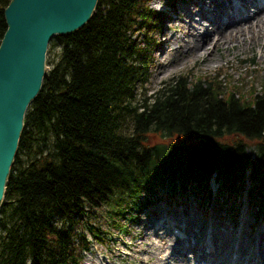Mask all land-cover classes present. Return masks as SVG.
<instances>
[{
  "label": "trees",
  "instance_id": "obj_1",
  "mask_svg": "<svg viewBox=\"0 0 264 264\" xmlns=\"http://www.w3.org/2000/svg\"><path fill=\"white\" fill-rule=\"evenodd\" d=\"M149 1L97 0L85 24L50 39L58 50L24 114L0 205V264H82L86 233L101 232L90 209L108 207L123 231L121 212L138 210L155 183L213 177L220 196L238 195L249 168L248 202L264 207V79L258 88L184 73L138 102L161 19ZM121 111L132 115L128 135L117 131ZM150 131L180 139L150 144Z\"/></svg>",
  "mask_w": 264,
  "mask_h": 264
},
{
  "label": "rangeland",
  "instance_id": "obj_2",
  "mask_svg": "<svg viewBox=\"0 0 264 264\" xmlns=\"http://www.w3.org/2000/svg\"><path fill=\"white\" fill-rule=\"evenodd\" d=\"M157 1L158 0H150L148 5L154 8L158 7ZM200 1H202L201 6H203V0H186L188 4L187 8L193 10L192 5L195 6V4L200 3ZM187 8L182 6L179 9V16L175 15L174 19L170 21H167L164 18L160 27L153 29L152 36L154 37V43L151 48L150 65L148 67L147 77L138 83L136 88V97L138 102H140L143 97H149L152 95L156 88H158L164 81L184 73L190 74V76L193 77L196 75L200 76L202 74L213 75L216 71H221L222 74H231L234 80L243 81V85H245V87H248L247 85L249 83H255V85L259 88L260 82L264 79V51L256 45L250 46L247 44L244 48L238 49L235 53L231 52L228 54L222 48L217 49L212 54L211 60H213V62H200V60L194 57V52L192 55L187 57V52H185L186 48L179 47V44L185 43V41L191 39V37L187 36L185 28H181V25L183 24L185 27L189 26L193 28L195 25L194 20L198 19L196 13L192 11L190 15H187L190 11ZM194 9L196 10V8ZM178 17L181 19L179 20ZM206 28H208L209 31L211 30V27L206 25L205 22H203L202 27L196 26L197 30H205ZM172 32L177 33L181 37L179 41L180 43L175 40L167 43V38ZM147 36V33L143 30H139L134 34V38L138 44H143L147 39H149ZM212 49H214V47L210 44L208 50ZM57 50V47L49 46L48 44L45 58V70L50 68L51 61L55 59ZM183 52L185 53L183 54ZM117 127V131H119L120 134H130L132 128V115L126 111H121L118 114ZM179 139L180 137L176 135L167 137L153 131L146 134V140L150 144ZM249 151L254 157L252 150ZM204 197L205 195H202L201 197L196 196L195 198L196 201H203ZM234 200H236L235 203ZM4 201L5 198L3 196L1 202ZM233 203L235 206H237V203L240 204V207L236 211L237 220L235 225L239 224L240 218L241 223L236 228H232V232L235 233L242 226H244L251 229L248 231V229L245 228V232H248L249 236H254V233L258 232L262 223L264 224V215L261 216L258 212L254 213L256 208H248L244 200L243 203H239L238 198L233 199V197H227L226 208L230 209L232 205L234 206ZM178 204H180V201ZM220 204V198L218 200H216V198H211L206 209L200 206L196 207L193 201L186 204V206L191 210L195 209L199 211L201 218H204V215L210 213L212 217L215 218V221L219 222V220H228V216L222 215L223 212H217L220 208L218 205ZM164 205L165 203L163 202L150 204L146 210L137 215L140 223L138 220L136 225H131L130 233L123 237L122 235H119L117 229L114 230V228H112L113 223H107L108 218H110L108 215V207L102 205L101 207L91 208L90 215H95V217L91 216V218L94 219L92 222L97 223V225L100 226V229L112 232L114 236L109 246L92 243V250L85 253L82 264H107L108 262H111L112 264H157L156 259L159 257H163L165 259V263L161 264H171L174 262V258L172 257H179L182 260L186 259L187 264H207L203 262L198 263V261L196 262L194 253L189 249H182L178 239L171 231L164 232L160 229V227L153 229V231L152 228H144L151 221L155 222L156 214H152L155 212L153 208H162ZM177 205H167L166 207L170 209V207H177ZM2 233L3 229L0 225V235ZM260 233L262 234V240H264V229H261ZM161 236H165V239L167 240L160 242ZM242 244L247 246L248 239L244 238ZM164 247L170 249L163 250ZM170 254H172V256H170Z\"/></svg>",
  "mask_w": 264,
  "mask_h": 264
},
{
  "label": "bare ground",
  "instance_id": "obj_3",
  "mask_svg": "<svg viewBox=\"0 0 264 264\" xmlns=\"http://www.w3.org/2000/svg\"><path fill=\"white\" fill-rule=\"evenodd\" d=\"M197 12L201 17L195 21L193 28L181 25L191 39L182 44L179 42L181 37L175 32L167 38V43L175 40L180 43L179 47L186 48L187 57L194 52V57L200 62H213L211 58L215 50L222 48L227 54L235 53L247 44L256 45L264 51V0H204L203 6L198 5ZM201 20L211 27L210 31L208 28L196 29V26H203ZM210 44L214 49L208 50ZM191 201L192 199H187L179 209L175 208V212L170 213L174 217L167 214L158 219L162 224L172 223L177 227V239L183 249L194 250L196 260L200 262L208 260L211 264H264V240L260 233L264 229L263 223L254 236H249L243 228L234 233L224 224L219 226L210 216L203 219L199 211L187 209L186 204ZM244 238L248 239L247 246L242 244ZM164 240L166 239L162 236L160 242ZM167 247L163 250L170 249ZM172 258L174 262L171 264H187L186 259ZM156 263H165V259L159 257Z\"/></svg>",
  "mask_w": 264,
  "mask_h": 264
},
{
  "label": "water",
  "instance_id": "obj_4",
  "mask_svg": "<svg viewBox=\"0 0 264 264\" xmlns=\"http://www.w3.org/2000/svg\"><path fill=\"white\" fill-rule=\"evenodd\" d=\"M96 1L9 0L4 8L6 29L0 41V202L24 114L46 71L49 41L85 24Z\"/></svg>",
  "mask_w": 264,
  "mask_h": 264
}]
</instances>
